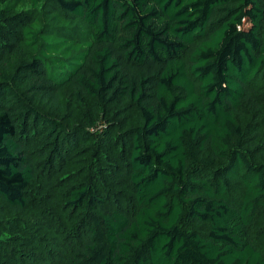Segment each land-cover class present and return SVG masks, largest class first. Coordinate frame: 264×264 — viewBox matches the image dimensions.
I'll list each match as a JSON object with an SVG mask.
<instances>
[{
    "label": "trees",
    "instance_id": "16d2710c",
    "mask_svg": "<svg viewBox=\"0 0 264 264\" xmlns=\"http://www.w3.org/2000/svg\"><path fill=\"white\" fill-rule=\"evenodd\" d=\"M0 264H264V0H0Z\"/></svg>",
    "mask_w": 264,
    "mask_h": 264
}]
</instances>
